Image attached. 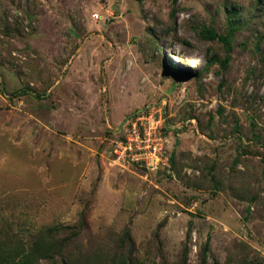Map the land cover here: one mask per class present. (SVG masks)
I'll use <instances>...</instances> for the list:
<instances>
[{
	"label": "rangeland",
	"instance_id": "obj_1",
	"mask_svg": "<svg viewBox=\"0 0 264 264\" xmlns=\"http://www.w3.org/2000/svg\"><path fill=\"white\" fill-rule=\"evenodd\" d=\"M230 23V53L200 36ZM263 34L264 0H0V238L83 218L73 249L129 230L145 264L264 260ZM153 105L174 163L123 169Z\"/></svg>",
	"mask_w": 264,
	"mask_h": 264
},
{
	"label": "trees",
	"instance_id": "obj_2",
	"mask_svg": "<svg viewBox=\"0 0 264 264\" xmlns=\"http://www.w3.org/2000/svg\"><path fill=\"white\" fill-rule=\"evenodd\" d=\"M261 1L259 2L260 5ZM231 16V14H229ZM237 28V25L230 23V30L226 35L220 34L212 27H204L201 29L200 36L209 40H219L223 43L226 50L230 53L231 39ZM264 35V34H263ZM172 48L173 45L169 44ZM229 57L221 61L223 65H227ZM216 60L211 59L203 68L208 70ZM172 162L174 156L172 154ZM85 226L82 218L79 224L66 226L68 230L65 237L57 240L55 235L59 234L58 227L48 228L37 234L31 243L26 244L16 235H10L6 238H0V264H40L41 258H47L53 263L59 260L61 264H145L135 257L134 245L135 241L129 230H124L118 234L117 242L113 244H103L99 249L84 251L80 248L73 249L72 242L80 235ZM190 237V231L188 232ZM209 250V242L204 247V257L201 264H207V251ZM264 264V260L254 256L250 260L245 259L247 264ZM217 264V263H215Z\"/></svg>",
	"mask_w": 264,
	"mask_h": 264
},
{
	"label": "built area",
	"instance_id": "obj_3",
	"mask_svg": "<svg viewBox=\"0 0 264 264\" xmlns=\"http://www.w3.org/2000/svg\"><path fill=\"white\" fill-rule=\"evenodd\" d=\"M95 17L98 18L99 14ZM168 125L162 105H153L132 115L124 124L122 137L116 142L114 160L123 169L132 167L146 174L170 170L172 154L164 135Z\"/></svg>",
	"mask_w": 264,
	"mask_h": 264
}]
</instances>
